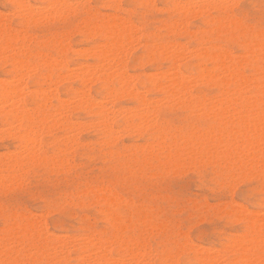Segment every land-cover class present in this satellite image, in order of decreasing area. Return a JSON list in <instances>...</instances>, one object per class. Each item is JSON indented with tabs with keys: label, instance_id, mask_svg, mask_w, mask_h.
I'll return each instance as SVG.
<instances>
[{
	"label": "rangeland",
	"instance_id": "rangeland-1",
	"mask_svg": "<svg viewBox=\"0 0 264 264\" xmlns=\"http://www.w3.org/2000/svg\"><path fill=\"white\" fill-rule=\"evenodd\" d=\"M29 1L38 7H43L46 3L45 0ZM194 1H196L195 3H197V5L203 6V3L204 6L206 5L205 0ZM234 1L237 0H227L228 3L226 4L227 7L225 8V14L229 18L235 19V21L237 19L239 20V25L242 24L240 25L239 32L243 31V33L237 32V34H235V38L229 37L228 34H223L217 40L213 39L212 37L214 36V31L212 30V25L206 22L209 19L207 15H201L198 12L194 13L195 11H193L191 12L192 14L190 13L191 16H189L190 14H188V16L186 15L187 19L184 16V18L182 19L181 13L177 10H173L172 3H169L172 2V0H120V2L119 0H116V3L119 2V15H122V17L132 21L131 23L129 21V23H134L132 24L135 25V27L133 26V29H136V27H138L137 29H141L144 36H151L155 40V42L176 40L177 42H180V46L187 45V49L189 50V52L184 46L182 48L180 47L182 51L184 48V51L186 53L181 51L182 57L180 58L181 61L178 60V65L183 74H188L187 83H189L188 86L190 85V83L192 85H190L192 94H196L195 96L199 98H207V100L209 101L210 98H212L216 94L217 88L213 83L208 84V82L198 79L199 75L196 76L198 73L195 71V68L199 65H202L201 67L205 65L204 67H208L209 69H211V67L213 68V64L208 60L201 59L200 57L196 56V51H200L199 47L202 48L203 45H212L211 43L214 42L218 45L223 44L221 45L222 51L224 50L226 53H229L230 56H237L236 58H242L243 56L247 55V57L249 58V62L244 66V71L246 74L252 73L256 68L260 69L261 65L264 63V58L258 57L259 53H263L264 55V0H238L237 2ZM68 2H72L71 4L73 5V8L83 3L81 5L82 8L88 7L87 9L90 12H96L99 14H106L112 11V9L107 6V0H89L88 2H83V0H68ZM77 3H79V5H77ZM229 6L230 8L232 6V8L229 9ZM41 10L46 11L44 8H41ZM76 10L77 9H74V11L72 12L64 13V16L61 15L63 17L58 18L59 20L56 18L48 23L46 22L44 24L30 26L26 30L28 34L32 33L33 36H36L37 40H42L45 37H49L50 35H60L62 32H66L67 29L70 31V36L74 34L72 35V37L66 38L67 41L65 42L69 44L70 50L68 51L66 58L64 57V60L67 61L68 67L71 70L75 67L72 71H75L78 68V63L94 62V60L90 57L84 58L80 56L75 49H78L80 46V50L87 47L89 48L94 43L100 41V38L98 36L85 38L78 31L77 27L78 25H80L82 16L80 14H82V12L81 10ZM0 11H2L3 13L5 12V14L8 13L12 25L16 26L15 23L16 21H18V18L14 15L9 0H0ZM211 14L215 15L214 12H211ZM235 17L238 18L236 19ZM179 21H187V23L183 22V26L181 27V23ZM175 22L177 23L176 27L180 28V30H177V28L175 27L174 30L177 34H175L174 32H168L165 25ZM178 25H180V27ZM185 26L186 29L184 30ZM16 28L21 29V27L19 26H16ZM73 31L75 33H73ZM256 32L259 34H263V37ZM144 36L141 37L142 39L140 41V45H138L139 43L131 42V44L129 43L131 46L128 44H126L125 46H129L126 49L127 51L129 49L130 52H127V71L128 73H130V75H137L138 79L140 80H143L147 75H150L151 72L152 74L156 75V73H159L157 71L163 72L168 67V63L163 60H157L154 63H143L142 65H136L134 63L135 59L144 55ZM250 39H253V43L258 41L256 43L260 44L259 47L255 44V47H253V53L247 54L245 48L243 47V43L245 41L247 42ZM190 50L194 52L191 51V53ZM58 58L63 59L62 56H58ZM9 69V65H5L3 69L0 68V79L8 80L10 78L12 81V77L8 72ZM34 71L35 70L29 72V74H33ZM54 71V76L51 78L52 83L50 82L47 85L52 84L48 86V88L53 91L55 90V92L58 94V97L60 96L59 98L61 99H65L68 97L75 98V93H77L80 89V91H83L84 88V91L87 89L85 93L88 92L87 95L91 94L90 97L93 96L92 98H95L96 100L102 98L106 92V90L101 86L99 82H93L89 85L86 84L85 87L83 86L84 84H81V82L74 77H70L71 79L65 78L63 79V81H61L62 79L57 80L56 75L58 74V68H56ZM61 73L63 74L65 73V71H62ZM189 78L192 80L190 81ZM219 78L220 77H218V79ZM192 81L195 83L197 81V83L195 84ZM134 82L140 90H143L140 81L134 79ZM22 83L25 87L22 86ZM20 84L22 88H25L23 89L25 91V94L22 93V96L24 98H29L26 89L28 91V88H32L31 90H35L37 88L30 79H26ZM21 86L19 88H21ZM121 95L120 93H118V97H116L113 102L107 103V107L117 110L118 108L122 109L123 107L124 109L125 107L129 108L135 105L134 101L128 96L122 95V97ZM147 95L148 97L153 99L160 98V103L162 101L161 94L157 91L151 90L147 93ZM52 103L56 105L58 102L54 99ZM186 107H188V105L183 104L182 106H177L173 102H170L168 104L164 103L160 106V108H162L163 110V115H161L162 119L160 122L163 121L167 125V142L171 141L170 136L173 134H182L188 136L192 132L198 130L204 131L210 128L217 127V123L214 119L213 114H208L209 111L207 109H204L202 107L201 109L200 107L191 108L190 106V108L188 107L187 109H184ZM114 117L113 128L116 132V138L118 139L115 138V133L113 131V137L116 140L111 138L112 140L110 139V142H104V139L100 132V125L97 121L98 119H95L93 114L83 109L73 111L71 113V118L74 120V122L80 123L77 125L78 127L76 126L77 129L75 128L77 132L75 131V129L73 132H71V135L74 134L73 136H78H76L77 142H72L73 146L72 143L70 145L72 147L69 146L70 148L59 154H57L56 149L62 148L61 138L65 135V131L62 129H58V127L56 128L55 126H52L48 129L50 130L49 133L45 132L41 134V138L44 143L42 144V149H46L45 152L49 155H51L50 153H52L55 160H59V158L62 157L64 159H62L64 163L62 162V164L57 162L54 166L35 164L27 168V171L24 172L26 174L23 173V176H21V178L17 182H8L7 180H5L6 183L4 182L5 184L0 187V235L5 233L8 234L7 228H10L13 225L21 222L28 213V215H30L31 213L33 219L38 222V225L41 223L42 225H44L41 226L45 227V229L47 230V233L49 235L47 241L49 242H54L55 240L53 239L58 240V238L63 239L64 237L69 241L72 240L71 238L75 234H82L86 237V235L88 236L91 234V231L95 230V232H97L98 234L102 232L101 234H99L101 239H108L111 238L112 233H114L116 229L106 219L105 212L107 211V209H115L117 216L119 217V219L121 218V225L124 226L119 230V232L117 231L118 234L121 233L124 239H126L127 236H130V238L132 239H134V237L136 239L138 237L139 239L140 237L144 239L143 241L149 242L147 243V246L145 245L143 249H141L140 253L138 251H135L137 256L135 257V264H160V262L161 264H200L197 261V254L200 249L201 252H209L208 255L210 257V254L212 253L213 259H218L217 261L221 259L220 262H217L215 260L216 264H243L239 252L235 251L237 247L235 243H241L240 241L245 240L244 238H246V236L248 235L247 221L244 219V215H248L251 212V214L254 213L252 214L254 216H256L255 214H259L260 216L258 215V218L261 217L259 219H263L260 212L264 211V174L260 173L259 171H255V169H251L250 172V169L243 170L237 168L234 165L228 168L227 166L220 163L208 161L204 157L201 159V157L199 158V156H196L195 154H191V156L189 155L190 157L184 156V161L181 162L182 164L184 162L183 165L181 163L178 166L173 164V166L175 167L171 168L172 164L170 162H166V157L162 156L160 153L156 156L152 154L154 153L153 151L156 150H152V152L149 151L150 153L148 151H144L145 149L143 148V146L145 144V139L148 137V130L144 131L140 135L137 133H133L131 130H123V114H115ZM80 121L83 123H81ZM90 122L94 124H91ZM85 123L86 126H84ZM81 124H83V126ZM92 125H94V127ZM0 127L3 128L5 126H3V124L0 122ZM2 128H0V157L8 156L9 153L11 154L18 148L16 139L13 137L12 133H10L13 130L8 128V130L10 131H7V129L3 130ZM121 130L126 131V133ZM56 138L60 140L54 141V139L57 140ZM79 138L81 139V141ZM80 142L83 143L80 144ZM178 144L182 145L184 143L179 142ZM54 153L57 155H55ZM147 153H149L150 155ZM57 156L60 157L58 158ZM191 157L193 161L195 160L194 162H192ZM65 159L68 161H66ZM176 168L179 169V172L176 170ZM1 172L2 171H0V173ZM231 174L233 176H231ZM97 186H99V189H103V193L107 197L110 196L109 198L113 203H105L100 199L95 198L94 194L99 193V191L97 190ZM90 187L92 188L93 192ZM94 187H96L97 189ZM241 205L244 207V210L248 212H245L241 208ZM232 207L234 211L232 210ZM40 211H42V213ZM262 215H264V212L262 213ZM39 219H41V222L39 221ZM8 224H10L11 226ZM132 226H134L135 228ZM242 232H244L245 234ZM237 235L244 238L242 239L238 237L237 239ZM62 236L63 238H61ZM231 238L234 240V245L229 244L232 243L231 241H233ZM129 239H126V241H129L128 244H131V239ZM183 240L187 242L189 240L191 241V244L195 246L197 244L196 247L199 248L196 249L197 252L193 250H186L188 248H184V250H181L180 247H184V245L186 244V242H182ZM11 241L9 242H11V244L13 243L12 246L10 243H8V245L10 244V246L7 245V247H10L11 250H14V248L15 250L19 249V244L15 243L17 241ZM74 241L76 243V240ZM74 241L72 242V244L74 243ZM117 243L118 242L113 244L111 242L112 245H109V252L115 260L114 262L113 260L111 262L114 264H118L115 263L117 259L118 261L124 259L125 263L122 264H126L129 255H127L128 253L125 251V249L119 248V243ZM14 244H16L17 247ZM199 244L203 246L200 247ZM231 245L235 248H233ZM175 247H177V249ZM230 247H232L231 250ZM148 249L149 252H147ZM142 250L146 251L147 253H144V251ZM229 250L230 252H228ZM214 251L217 252L213 253ZM14 252L15 251H13V253ZM25 252L28 254L30 250L28 249V251ZM76 252H70V257L68 256L69 259H67L68 263L85 264L86 261L84 258L82 259V255H87V252ZM177 252L179 253L178 255ZM141 253L143 255L146 254L144 255V260H142L141 258ZM171 253L173 256L171 257V261H173V259H177V263L174 262L175 260L173 261V263L167 260L166 257L168 255L171 256ZM173 253L175 254V256L173 255ZM27 254H25V256H21V254L19 255L21 261L27 258V256L29 255ZM137 254H140V257ZM125 255H127L128 257H125ZM162 255H164V258ZM76 256L77 258H75ZM215 256L218 258H216ZM29 259L31 258L29 257ZM81 261L83 262L79 263ZM31 262L32 261L30 260V262L26 264H34ZM37 264H45V262L41 261Z\"/></svg>",
	"mask_w": 264,
	"mask_h": 264
},
{
	"label": "bare ground",
	"instance_id": "bare-ground-1",
	"mask_svg": "<svg viewBox=\"0 0 264 264\" xmlns=\"http://www.w3.org/2000/svg\"><path fill=\"white\" fill-rule=\"evenodd\" d=\"M45 1H46L45 6L38 7L33 3H31L29 0H9V3L12 6V11L14 15L18 18V21H16L15 25L21 27V29L19 28L17 29L16 26L12 25L8 13L5 14V12L3 13L2 11H0V68L3 69L5 65H9L10 69L8 70V72L12 77V81L10 78H9L10 80L0 79V122L3 124V126H5L3 128L2 127L0 128H2L3 130L7 129V131H10L8 130V128L13 130L10 133H12L13 137L16 139L17 147H18L17 150L12 152L11 154L9 153L8 156L0 157V171H2L0 173V187L6 183L5 180H7L8 182L9 181L17 182L21 178V176H23V173L27 171V168H29L32 165L41 164L45 166L47 165L54 166L55 163L57 162L62 163L64 159L60 156H64V155L57 156L58 158L59 157L60 158L59 160H55L52 153H50L51 155H49L45 152L46 149L45 150L42 149V144L44 143L42 141L41 134L45 132L49 133L50 130L48 129L52 126H55L56 128L58 127V129H62L65 131V135L64 136L61 135L63 136L61 138L62 148L56 149L57 154L63 153L68 148L72 147L73 146L72 142L74 141L77 142L76 140L78 136L77 135H76L77 137L73 136L74 134L71 135V132H73L76 126L80 123L74 122V120L71 118V113L78 109L86 110L89 113L93 114L95 119H98L97 121L98 124L100 125V132L104 139L103 140L104 142H110L111 138L115 139L117 137L116 132L113 128L114 127L113 119L115 118L114 117L115 114H123L124 117V119H122L123 130H127V131L131 130L133 133H137L139 135L142 134L144 131L148 130V137L146 139L144 138L145 139L144 146L142 145L143 143L141 144L145 149L144 151L152 152V150H156L157 152L153 151L154 153L152 154L156 156L157 154L160 153L162 156L166 157L167 158L166 162L167 163L170 162L172 164L171 168L175 167L173 166V164L178 166L182 161H184L183 160L184 156H189V155L191 156V154L193 155L195 154L196 156H199V158L201 157V159L204 157L208 161L214 163L215 162L220 163L222 165L227 166L228 168L234 165L237 168L243 170L250 169L251 172V169H255V171H259L260 173L264 174V63L261 65L260 69L256 68L252 73L246 74L244 71V66L246 63L248 64L249 62V58L247 57V55L243 56L242 53L241 54L243 56L242 58H236L237 56L236 57L230 56L229 53H226L224 50L222 51L221 45L223 44L220 43H219L220 45H218L213 42L214 44L211 43L212 45L207 44L208 46L203 45L202 48L199 47L200 51L198 50H197L198 52L196 51L197 53L196 56L200 57L201 59L208 60L213 64V68L211 67V69H209L208 67L207 68L204 67L205 65L203 67H201L202 65H199L195 68V71L198 73L196 76L199 75L198 79L208 82V84L213 83L217 88L216 94L214 96L212 95L213 97L210 96L212 98H210V100L208 101L206 97H205L206 99H203L202 97L201 98L196 97L195 93H194L195 95L192 94V91L190 89L191 83L189 86H188L189 83H187L188 74L187 75L186 73L183 74L182 70L178 65L179 62L178 60H180V58L182 57L181 56L182 52H185L184 51L185 49L183 48L182 51L181 48L184 46L187 49V45L180 46V42L179 41L177 42L176 40L155 42V40L151 36H146V35L144 36L142 30L137 29L138 27H136V29H133V26L135 27V25L132 24L134 23L130 24L132 21L122 17V15L121 16L119 15L120 6L118 5V3L120 2V0L117 3L116 0H107L108 5L106 3L105 4L109 8H111L112 11L106 14L90 12L87 9L88 7L82 8L81 5L83 3H81V5L77 3V5H79L80 7L76 6L73 8V5L71 4L72 2H68V0H45ZM84 1L88 2L89 0H83V2ZM195 2L196 1L194 0H185V1L172 0V2L169 3H172L173 10H177L181 13L182 19L184 17H186L187 19L188 14H190L193 11H195L194 13L198 12L201 15H207L209 19L206 22L212 25L213 28L212 30L214 31V36H212L213 39L217 40L223 34H228L229 37L235 38V34H237V32L240 31L239 30L240 25L242 24L239 25L238 22L239 20L237 19L238 17H235L237 19L235 21V19H231L225 14V8L227 7L226 4L228 3L227 0H205V4H206L205 6L204 3L203 4L200 3L203 5L200 6L197 5V3ZM41 8H44L46 11H42ZM231 8L229 6V9ZM74 9H77L76 11L81 10L82 12V14H80L82 15L80 25H78L77 27L78 31L82 34V36L85 38H92L98 36L100 38V41L94 43L89 48L87 47L85 49L80 50L79 49L81 47L80 46L78 48L79 50L75 49L77 50V53L80 56L84 58L90 57L94 60V62L78 63V68L75 71H72L74 70L75 67L71 70L68 67L67 61H65L64 59L66 58L67 53L70 50L69 44L65 42L67 41L66 38L72 37V35L74 34L70 36V31L67 29L66 32H62L63 34L61 33L60 35H56V34L50 36L48 35L49 37H45L42 40L39 39L37 40L36 36H33L32 33L28 34L26 30L30 26L44 24L46 22L48 23L56 18L57 19L59 17L61 18L64 16V13L72 12L74 11ZM211 12H214L215 15H212ZM191 14L189 16H191ZM183 22L187 23V21H183ZM183 22H180L181 27L183 26ZM176 24L177 23L175 22L164 25L166 26L168 32L170 33L174 32L175 34H177L174 30ZM180 25L178 26L180 27ZM186 26L184 27V30L186 29ZM178 29L180 30V28H177V30ZM73 33L75 32L73 31ZM239 33H243V31ZM259 35H262L263 37V34H259ZM143 36L145 38V44L143 45L145 52L144 55L142 56L139 55L140 57L135 59L134 63L136 65H142L143 63H154L157 60H163L168 63V67L163 72L157 71L159 73L161 72L160 74L155 72L156 73L155 75L152 74L151 72L150 75H147L143 80H140L138 79L137 75L136 76L130 75V73H128L127 71V58H128L127 52H129V49L127 51L126 48L129 46L127 47L125 46L126 44L130 45L131 42L139 43L138 45H140V41L142 39L141 37ZM256 42L253 43V39H250L247 42L245 41L243 43V47L245 48L247 54L253 53L254 51L253 47H255L254 46L255 44L259 47L260 43L258 44ZM133 47H137V46H133ZM192 50H190V52ZM187 51L189 52L188 49ZM260 54L261 53H259L258 57L264 58L263 53L261 55ZM58 56H62L63 59L58 58ZM56 68H58V74L56 75L57 80L62 79L61 81H63V79L65 78L68 79L70 77H74L78 79L81 82V84H84L83 86L85 87L86 84L89 85L90 83L93 82H99L101 86L106 90L104 96L96 100L95 98H92L93 96L90 97L91 94L87 95L88 92L85 93L87 89L84 91L85 89L84 88L83 89L84 92L80 91L81 90L80 89L77 93H75V98L74 97L73 98L68 97L65 99L59 98L60 96L58 97V94L55 92V90L53 91L48 88V86L52 84L47 85L51 82V78L54 76V72H55L54 70ZM31 70L32 71L35 70L33 74H29V72H32ZM62 71H65V73H63L65 75L61 73ZM218 77L220 78L218 79ZM26 79H30L31 82L34 83V85L37 87L35 90H31L32 88L31 89L28 88L27 91L26 89L29 98H24L22 96V93L25 94V91L23 90L25 89L24 88L25 86L22 83L23 84L22 86H24L22 88L20 84ZM134 79L140 81L143 90H140L136 86ZM189 80L191 81L192 79L189 78ZM20 86L21 88H19ZM151 90L157 91L161 94L162 104L164 103L168 104L170 102H173L177 106H182L183 104H185L188 105V107L190 106L191 108L200 107L201 109L202 107L204 109H207L209 111L208 114L210 113L213 114L214 119L217 123V127L210 128L204 131L198 130L192 132L188 136L182 134H173L170 136L171 141L167 142L168 139L166 136L167 125L163 121L160 122L162 119L161 115H163V110L162 108H160L162 104L160 103V98H158L159 100L154 98L155 99L154 100L153 98L148 97L147 93ZM118 93H120V95L122 94L123 96L124 95L128 96L130 99L134 101L135 105L129 108L124 106L125 107L124 109L122 107V109L118 108L117 110L108 108L107 103L113 102L116 99V97H118L117 96ZM54 99L57 100L58 102L56 105L52 103ZM188 107L184 109H187ZM81 125L83 126V124ZM84 126H86V123ZM92 126L94 127V125ZM113 131L115 134L113 133ZM123 132L126 133V131ZM113 134L115 135V138L113 137L114 136ZM56 139L57 140L54 139V141L60 140L58 138ZM179 142L181 143L183 142L184 144L179 145L178 144ZM71 143L72 146H70ZM82 143L80 142V144ZM75 144H79V143H75ZM194 161L192 159V162ZM177 168L176 170L178 171L179 169ZM232 174L231 176H233ZM97 187L98 189L96 187L94 188H96L99 191V193L94 194L95 198L100 199L105 203H109V204L113 203L109 198L110 196L107 197L103 193V189L101 188L99 189V186ZM241 208L244 210L243 206ZM107 211L105 212L106 219L116 229V231L112 233L111 238H108L107 236L108 239H101L99 234H101L102 232L99 231L100 233L98 234L97 232H95L96 230L94 229L95 231H91V234L88 236L86 235V237L83 236L82 234L73 235L71 239L73 241L76 240V243L74 241L75 244L74 243L72 244L73 242L72 240L68 241L64 237L66 239L65 240L63 236L61 237L63 239H59V238L58 240L53 239L55 240L54 242L47 241L49 235L45 227H42L44 225H42L41 223L39 224L40 225L39 226L37 224L38 222H36L33 219L31 213L30 215H28L29 213L28 214L26 213L27 215L24 218L22 217L23 218V219L21 218L22 221L15 224L16 226L13 225L12 227L7 228L8 234L6 233H5L6 235L2 234L3 236L0 235V264H26L29 263L30 260L32 261L31 263L34 264H37L38 262L41 261L45 262V264H51V263L69 264L67 259H69L70 257L69 254L72 251L74 252L85 251V253L87 252V255L86 254L82 255V259L84 258L86 261L85 262L83 260L85 264L86 263L114 264L111 261L113 260L114 262L115 260L113 259V256H111V253L109 252L110 250L109 245H112L111 242L113 244L118 242L119 248L125 249V251L128 253L127 255H129L130 258L127 255H125V257L126 256L128 257L126 264H135L136 263L135 257H137L135 251H138L140 253L141 249H143L145 245L147 246V243L149 242L143 241L144 239L140 237L139 239L138 237L136 239L134 236H132L134 237L135 239L134 240L130 238V236L129 237L127 236L126 239L128 240L130 238L132 242L131 244H128L129 241L127 242L126 239L122 237L121 233L120 234L117 233V231L119 232V230L122 229V227H124L123 225H121L120 222L121 218L119 219V217L115 212V209H111V210L107 209ZM40 212L42 213V211ZM263 212L264 211L260 213L262 218L264 219V215H262ZM252 214L250 212V214L244 215V219L247 221L248 235L246 236V238L243 237L245 240L240 241L241 243L239 244L235 243L237 247L236 250L235 249L234 250L239 252L243 264H264L263 263L264 220L259 219L261 217L258 218L259 214L258 215L255 214L256 216ZM39 221L41 222V219H39ZM238 237L239 236L237 235V239ZM239 238L242 237L240 236ZM11 240H15L19 242L17 243L13 241L16 244H19V249L15 250V248L12 247L14 248V250H11L10 247H7L8 243L11 244L12 242ZM182 242H186V244L184 245V247H180L181 250L182 249L184 250V248H188L186 250L196 251V249L198 248L196 247L197 244L195 246L191 244V241L189 240L188 242L184 240ZM231 242L232 243L229 244H233L234 240ZM10 244L8 246H10ZM202 246L200 245V247ZM232 247H230V250L232 249ZM175 248L177 249V247ZM28 249L31 252V253L29 252L30 254L28 253L29 255L25 252L28 251ZM200 250L197 254L198 263L216 264L215 263L216 259H213L212 253L210 254L211 255L210 257L208 255L209 252L208 253L207 251L201 252ZM230 250L228 252H230ZM13 251L15 252L13 253ZM145 252L146 251H144V253ZM147 252H149V249L147 250ZM216 252L214 251L213 253ZM142 253H141L142 255L141 258L142 260H144L143 258L144 255L146 254L143 255ZM174 253L173 255L175 256ZM20 254L21 256L22 255L25 256V254H27L28 256L26 255L27 258L21 261V259L19 258ZM178 254L179 253L177 252V255ZM137 255L139 256L140 254ZM162 256L164 258V255ZM29 257L31 259H29ZM171 257H173L172 253L171 256L168 255L166 258L167 260L173 263L175 259L171 261L172 259ZM75 258H77V256ZM176 260L174 262L177 263ZM220 260L217 262H220ZM83 261L79 263H82ZM117 261L118 259L116 260L115 263L118 264L125 263L124 259H121L118 262Z\"/></svg>",
	"mask_w": 264,
	"mask_h": 264
}]
</instances>
